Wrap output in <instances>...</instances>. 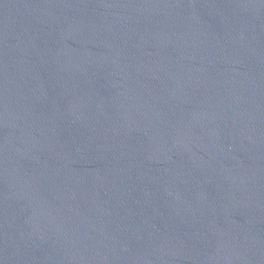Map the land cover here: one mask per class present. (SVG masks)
I'll list each match as a JSON object with an SVG mask.
<instances>
[{"label": "water", "instance_id": "95a60500", "mask_svg": "<svg viewBox=\"0 0 264 264\" xmlns=\"http://www.w3.org/2000/svg\"><path fill=\"white\" fill-rule=\"evenodd\" d=\"M0 264H264V0H0Z\"/></svg>", "mask_w": 264, "mask_h": 264}]
</instances>
